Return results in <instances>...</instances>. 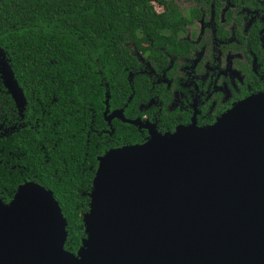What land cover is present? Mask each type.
<instances>
[{
  "label": "water",
  "instance_id": "obj_1",
  "mask_svg": "<svg viewBox=\"0 0 264 264\" xmlns=\"http://www.w3.org/2000/svg\"><path fill=\"white\" fill-rule=\"evenodd\" d=\"M6 84L24 110L21 88ZM113 117L139 125L124 109ZM89 196L73 254L54 193L19 186L0 201V264H264V93L211 127L151 131L100 156Z\"/></svg>",
  "mask_w": 264,
  "mask_h": 264
},
{
  "label": "trees",
  "instance_id": "obj_2",
  "mask_svg": "<svg viewBox=\"0 0 264 264\" xmlns=\"http://www.w3.org/2000/svg\"><path fill=\"white\" fill-rule=\"evenodd\" d=\"M179 21L171 0H0V81L21 88L34 127L0 134V201L9 204L28 182L51 190L73 254L87 236L98 158L141 144L135 125L108 124L107 115L138 116L146 83L139 57L157 55ZM10 99L0 88V121Z\"/></svg>",
  "mask_w": 264,
  "mask_h": 264
},
{
  "label": "flooded vegetation",
  "instance_id": "obj_3",
  "mask_svg": "<svg viewBox=\"0 0 264 264\" xmlns=\"http://www.w3.org/2000/svg\"><path fill=\"white\" fill-rule=\"evenodd\" d=\"M171 1L180 21L165 36L174 38L157 46V55L139 57L145 96L132 121H139L141 144L151 131L165 135L183 127H211L237 103L264 93V0ZM0 85L12 99L2 108L0 134L34 128L26 122L27 110L21 116L16 100ZM116 111H109L108 124L126 123L113 117Z\"/></svg>",
  "mask_w": 264,
  "mask_h": 264
},
{
  "label": "rangeland",
  "instance_id": "obj_4",
  "mask_svg": "<svg viewBox=\"0 0 264 264\" xmlns=\"http://www.w3.org/2000/svg\"><path fill=\"white\" fill-rule=\"evenodd\" d=\"M177 1H178V0H177ZM180 6H181V7H187L188 5H183V4L180 3ZM156 9H157L158 11H162V10H163L162 7H160V6H156ZM0 76H3V74L0 73ZM0 80H1V78H0ZM4 86H5V89L8 91V93L11 94V93L9 92V88H8L7 84L4 83ZM11 95H12V94H11ZM12 97H13L14 100H16L15 97H14L13 95H12ZM19 112H21V116H24V110H20Z\"/></svg>",
  "mask_w": 264,
  "mask_h": 264
},
{
  "label": "bare ground",
  "instance_id": "obj_5",
  "mask_svg": "<svg viewBox=\"0 0 264 264\" xmlns=\"http://www.w3.org/2000/svg\"><path fill=\"white\" fill-rule=\"evenodd\" d=\"M182 129V128H181ZM180 130V129H179Z\"/></svg>",
  "mask_w": 264,
  "mask_h": 264
}]
</instances>
